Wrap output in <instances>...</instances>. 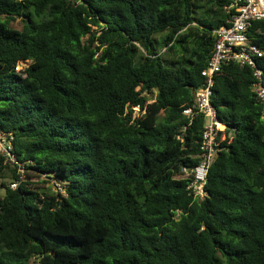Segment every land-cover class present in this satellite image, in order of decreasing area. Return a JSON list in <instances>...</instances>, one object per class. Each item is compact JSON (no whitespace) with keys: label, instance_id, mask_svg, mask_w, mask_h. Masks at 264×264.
I'll use <instances>...</instances> for the list:
<instances>
[{"label":"trees","instance_id":"obj_1","mask_svg":"<svg viewBox=\"0 0 264 264\" xmlns=\"http://www.w3.org/2000/svg\"><path fill=\"white\" fill-rule=\"evenodd\" d=\"M230 3L0 0V132L17 163L0 154V264H264V119L250 68L214 75L226 128L206 196L179 178L199 163L205 123L182 110ZM247 38L264 52V20ZM256 67L264 85V55Z\"/></svg>","mask_w":264,"mask_h":264},{"label":"built area","instance_id":"obj_2","mask_svg":"<svg viewBox=\"0 0 264 264\" xmlns=\"http://www.w3.org/2000/svg\"><path fill=\"white\" fill-rule=\"evenodd\" d=\"M226 10L230 12V17L226 26L214 32V48L206 68L201 72L204 85L194 92L193 105L182 110V114L190 120L196 116H202L205 119L200 142L199 163L191 169L183 167L179 176V178L190 179L187 190L193 199H202L206 196L204 186L208 167L217 152L216 138L218 133L226 128L218 120L216 109L211 103L214 75L223 65L237 64L240 67L251 69L253 78L251 91L256 101L262 106V119H264V85H262V73L256 67V59L262 57L264 52L247 43L249 28L254 22L264 20V0H231ZM28 64L29 62L17 64L15 72L22 73ZM133 110L138 111V107ZM10 140V135L0 132V154L5 158V162L11 165L17 163L10 154ZM22 172L19 168L20 177H22ZM16 185L14 182L10 187L15 189Z\"/></svg>","mask_w":264,"mask_h":264},{"label":"rangeland","instance_id":"obj_3","mask_svg":"<svg viewBox=\"0 0 264 264\" xmlns=\"http://www.w3.org/2000/svg\"><path fill=\"white\" fill-rule=\"evenodd\" d=\"M18 23H19V22H18ZM14 27L17 28V29H20V25L17 24V23L14 24ZM0 194H2V190H0Z\"/></svg>","mask_w":264,"mask_h":264}]
</instances>
